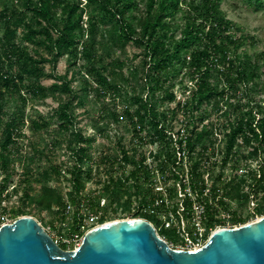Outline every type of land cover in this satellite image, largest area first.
I'll use <instances>...</instances> for the list:
<instances>
[{"label": "trees", "instance_id": "1", "mask_svg": "<svg viewBox=\"0 0 264 264\" xmlns=\"http://www.w3.org/2000/svg\"><path fill=\"white\" fill-rule=\"evenodd\" d=\"M84 1L81 6L79 0H0V200L3 196L18 197V208L12 209L10 216H31L36 212L62 221L67 203L75 208L82 201L92 203L90 195L84 196L86 178L92 174V146L97 135L105 134L100 140L107 139L108 124H94V134L86 136L77 127L75 109L84 107L94 94L102 103L106 96L114 102L121 101L122 115L133 129L136 124L142 130L149 127L152 143L160 144L156 168L172 182L181 174L176 164L181 144L172 145L170 140L176 134V112L183 110L192 190L205 205L207 229L224 224L217 220L209 200L221 204L227 198L247 196L241 192V185L246 183L243 180L233 190L218 188L229 160L256 161L259 176L251 175V188L264 185V101L254 98L255 91L264 87V52L256 57L239 53L246 39L251 38L232 33L233 23L223 15L221 0H146L141 16L131 15L137 10L136 0ZM249 2L264 7V0ZM178 14L183 17L180 26L175 24ZM129 43L143 49L142 75L134 69L125 77V62L114 57L115 51L123 52ZM64 56L68 57V69L58 75L55 68ZM78 60L83 66L76 69ZM45 64H49L48 72ZM186 78L195 82V87L183 103L177 102L174 85ZM43 79L53 83L45 86ZM241 88L243 93L236 98ZM49 98L58 102L51 114H26L27 104ZM232 100L238 103L237 113L234 121L226 120L221 126L225 148L221 169L213 177L214 167L207 168L204 161L214 146V123L210 120L201 129L199 126L209 117L206 111L210 107L219 113V104ZM171 103L176 104L174 109H161ZM99 119H111L117 124L120 118L115 110H107L106 116L100 112ZM26 125L34 138L24 134ZM124 142L122 135L116 144L121 156H113L110 165L112 170L121 163L131 166L127 181L134 180L141 209L147 196V188L139 184L147 177L142 167L145 158L139 148ZM240 148L247 152L246 156ZM38 161L44 162L45 168ZM206 174L208 196H204ZM14 175H19V181L8 192ZM103 192L115 201L113 210L119 216L130 210L131 202H122L118 196L121 192L126 194L121 180L114 181L110 176ZM170 194L173 197L175 190L171 189ZM262 203L257 215L264 214V199ZM185 206L189 212V202L185 201ZM75 215L73 228L79 220ZM133 217L149 222L153 219L141 212ZM104 221L105 217L100 223ZM228 222L236 225L245 220L232 212ZM49 225L57 227L53 220ZM165 231L161 229L168 239ZM168 240L178 244V239Z\"/></svg>", "mask_w": 264, "mask_h": 264}, {"label": "rangeland", "instance_id": "2", "mask_svg": "<svg viewBox=\"0 0 264 264\" xmlns=\"http://www.w3.org/2000/svg\"><path fill=\"white\" fill-rule=\"evenodd\" d=\"M81 2V6H84L85 1L79 0ZM137 2V10L133 11L131 15L134 16H141V12L143 11L144 5L146 0H136ZM2 5L0 4V9ZM220 9L225 16L226 19L230 20L233 23V29L232 33L236 37H250L251 39H246L244 42V45L240 49L239 53L246 54L250 57H256L260 53L264 52V7H256L253 5V3L249 2V0H221L220 1ZM87 17L84 15L83 22H85ZM183 23V17L182 14H178L175 17V24L180 26ZM142 51L143 49L137 46H134L133 43H129L126 45L123 52L115 51L114 57L119 58L120 60L125 62V67L123 68V73L125 77L129 76L134 69L140 70V75H142V67L140 66V62L142 60ZM82 61L78 60L77 62V68H81ZM45 70L49 71V64L44 65ZM68 69V57L64 56L61 57L57 63V66L55 68V73L58 75H63ZM84 78H87L85 76V71H82L81 73ZM71 76V71L69 72V77ZM180 80V79H179ZM176 81L175 87L173 89L174 95L176 97L177 102L183 103L188 96L189 92H192L195 87V82H191L189 79H184L183 82ZM190 81V82H189ZM53 83L50 79H43L42 84L45 86H49ZM77 83H73V87L76 88ZM133 89H129V92H131ZM258 91H255L254 98L256 100H263L264 101V87H261L258 89ZM241 93H243L242 88L236 93V98L241 97ZM231 104V105H228ZM238 103H236L235 100H232L231 103L228 102H221L219 104L220 112H215L214 107H210L206 111V116H209L204 119L202 123L205 125L210 120H213L214 126H213V132L216 133L220 139L214 134V146L211 147V151L208 153V158L206 161H204L208 166L207 168L211 169V166H213L212 176L215 177L216 174L221 169V155L224 152V140L223 138V131H222V124L226 122V120H233L237 113L236 106ZM58 102L56 100H53L51 98L46 99L44 101L33 103V104H27L26 108V114L29 116H34V112L37 111L42 115H49L52 113V110L57 108ZM243 106V105H242ZM176 107L175 103L171 104H165L163 107H161L162 110H167L168 108L174 109ZM107 110L113 111L115 110L119 116L118 123H114L111 119H107L104 121H100V112H103V114L107 115ZM123 111V103L121 101H112L110 96H106L104 103H102L98 97L94 94L90 96L88 99L86 105L84 107H78L75 109V113L77 115V127L81 129L86 136H92L94 134L93 125L98 124L99 122L105 123L107 125L106 134L107 139L104 138L103 140H100V138H103L105 136H98L97 135V141L92 146V152L91 157L92 161H90L89 165L93 166L91 177L86 178L85 186H86V192L84 193V196L86 197L87 194L90 195V198H92V204L96 205L97 201H99V197L101 194H103V178L107 176L109 173L110 175H113L114 171L115 173H121L120 167L118 165H115L114 169L112 170V167L110 165V159L113 158V156H117L120 158L119 150L117 148V142L118 139L121 138L123 135L126 138V142L130 138H135L137 135L136 131H134L133 127L129 124V122L124 119L122 115ZM176 116V120L173 122V126L175 129V132H179V130L182 128L184 130V125L187 122L184 119V113L183 110H178ZM148 131V129H145V134ZM23 132L25 135L34 138L32 133L30 132L28 125H26L23 128ZM143 134L142 136H147ZM148 134V133H147ZM0 136H1V129H0ZM51 138L52 137H47ZM36 139V138H35ZM51 142V141H50ZM49 142V143H50ZM147 147H143V151H149L151 149L154 150V148H157L159 144L155 145L153 148L149 147L150 141L147 140ZM25 144V142H23ZM240 150H243L240 148ZM243 156L247 155L246 151H242ZM109 161V162H108ZM41 168H45V163L42 161H38ZM204 163V164H205ZM215 163V164H214ZM205 164V166H206ZM210 166V167H209ZM258 163L256 161H246L245 159L238 158L237 162H232L229 160V163L226 165V167L223 169V175L221 179V183L218 184V188L221 189H235L238 186V183L240 180L246 181L244 185H241V192L242 194L247 195L246 197H243L242 199H224L223 203L220 204V208H217V211L221 213V219L226 218L225 220H228L226 211L234 212L237 216L241 217L243 220H245V223H238L236 225H231V223L227 222L224 224H219L211 229V231L208 233L207 237L204 241H202V245L208 240L210 235L219 228H237L239 226L245 225L250 222H254L262 217L263 215H257L256 212L260 209V206L263 205V199H264V185L257 186L256 189L251 188L252 180L253 178L251 175L256 174V176H259V172H257L258 169ZM119 167V168H118ZM18 174L20 173V169L17 166L16 167ZM264 171V167H263ZM19 175H14L13 177V183L14 186L16 182L19 181ZM1 180V177H0ZM10 187L8 189V192L11 191ZM231 192V191H230ZM124 192H121L118 196L119 198H123ZM105 197V196H103ZM107 199V198H106ZM114 201V200H113ZM220 201V200H219ZM110 201L107 199V205L105 208H99L94 209L95 212H101V216L105 217V221L103 223H109L113 221H119L123 219H131L132 212L127 211L124 216H119L115 211L111 210L112 207H110ZM115 202V201H114ZM18 208V197H9V199H5V203L0 206V214L1 216H4V223L11 224L15 220H17L20 217L10 216V212L12 209L17 210ZM96 208V207H95ZM32 218H34L44 229L46 232H48L51 236H58L57 232L62 231L60 228H58V223L60 222L59 217H54L50 214L46 213H39L37 214H31ZM53 220V225L57 227L55 229L51 228L49 225V222ZM152 222H154L153 227L155 228L156 233L160 238H164V236L161 233V230L159 229V226H157V221L154 219H151ZM226 222V221H225ZM2 225H0L1 227ZM188 229H190V225L188 226ZM166 237L170 240H177V236L175 232L172 231H165ZM168 245L172 249H179L182 247L181 243L179 244H172L168 239L164 238ZM80 240L77 242H74L72 244H68L65 248L61 246L63 251H73L77 248L78 245H80Z\"/></svg>", "mask_w": 264, "mask_h": 264}, {"label": "water", "instance_id": "3", "mask_svg": "<svg viewBox=\"0 0 264 264\" xmlns=\"http://www.w3.org/2000/svg\"><path fill=\"white\" fill-rule=\"evenodd\" d=\"M0 264H264V217L216 230L195 251L171 249L145 220H119L88 231L63 251L32 217L0 227Z\"/></svg>", "mask_w": 264, "mask_h": 264}, {"label": "built area", "instance_id": "4", "mask_svg": "<svg viewBox=\"0 0 264 264\" xmlns=\"http://www.w3.org/2000/svg\"><path fill=\"white\" fill-rule=\"evenodd\" d=\"M208 123L209 121L207 122L206 125H208ZM202 126H205V124L202 123L199 126V129H201ZM146 128L148 129V131L145 134ZM149 130H150L149 127H145L142 130L141 126L139 124H136L134 131H136L138 136H136L135 138H130L128 142H126V138H125V142H124L125 144L132 143V146L134 145L137 148H139L142 154L144 155L145 160L143 162L142 167L146 171L147 177L146 178L143 177L141 180H139V184L147 188L146 189L147 196L145 197L146 205L143 206L141 209H139V203L141 201V197H139L135 192V188H136L135 182L134 180L127 181V178L129 177L131 170L130 165H124L123 163L120 162L121 164L118 165L120 169L118 170H121V173H115L114 171H112L113 175L108 174L107 176H105L102 181L103 186L110 178V176L114 181L121 180L123 182L126 194H124L122 199L121 198L119 199L122 202L129 200L131 202V206H130V210L128 211L132 212L131 219H123V220L142 219L148 222L153 227L152 224H154V222H149L144 218L133 217V215L136 212H141L142 214L146 216H150L155 221H157V226H159L160 230L161 229L168 231L173 230L175 232L178 239V243L179 244L181 243L182 247L174 250L195 251L203 246L201 242L205 240L211 229L208 230L206 227L205 205L202 202V200H200L197 197V195L193 192L190 184V180L188 176L189 161L186 151L187 148L186 136H184L183 134L184 131L182 128L179 130V132H181L180 135H178L177 134L178 132H176L175 135L171 136L170 141L172 145H175L177 143L181 144L180 150H178L177 152V163H176L180 166L181 174L179 175V179L177 181L172 182V181H168L165 178V176L160 172V170L156 168L155 156L158 154L160 144L157 141L152 143V140L154 138L151 135L147 134L149 133ZM143 134L147 136H142ZM214 134L219 138V136L216 133ZM147 140L150 141L149 144L150 148H153L157 144H159V146L157 148H154V150L151 149L149 151L147 150L143 151V147L144 146L147 147V143H148ZM222 140H224V138H222ZM219 141H221V139ZM91 168L93 169V166H91ZM204 185H205L204 196H208L209 195L208 174L204 176ZM13 187L14 186H12V188ZM171 189L175 190V194L173 195V197L170 194ZM106 198L110 201L109 202L111 205L110 207H112L111 210L116 208L115 202L112 201L109 195L104 192L99 197L98 199L99 201L96 202L97 203L96 205L92 203L90 204L89 200L80 202L77 208L67 203L64 211L65 218L64 220L58 223V228H60L62 231L57 232L58 236L57 235L51 236L48 232L47 233L61 249H63L61 246L65 248L68 244H72L74 242H77L78 240L82 242L83 236L88 231L100 225L105 224V223H100L101 218H103L101 216V212H95L94 209L105 208L107 205ZM185 201L189 202L190 204L189 212H186ZM4 203H5V199L3 196L0 200V206ZM209 204L210 205L212 204L214 206L213 208L217 213V220H221L224 222L226 221L225 223H227L230 218V213H228L229 211L228 212L226 211L228 220H225L226 218L221 219V213L217 211V208L218 207L220 208L219 204L217 205L216 202L212 200H209ZM74 214L78 216L79 220L76 221V226L73 228ZM3 221H4V216H1L0 214V222H1L0 225L8 224V223L3 224L2 223ZM189 225H190V229H188ZM164 238L161 239L168 244V242ZM170 242L173 244L172 241Z\"/></svg>", "mask_w": 264, "mask_h": 264}]
</instances>
